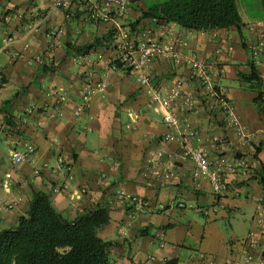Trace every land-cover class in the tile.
<instances>
[{"label":"crops","instance_id":"crops-1","mask_svg":"<svg viewBox=\"0 0 264 264\" xmlns=\"http://www.w3.org/2000/svg\"><path fill=\"white\" fill-rule=\"evenodd\" d=\"M147 7L144 0L132 2L120 22L134 29L131 22ZM259 11L264 12L262 5ZM83 12V4H77L74 17L67 19L63 11L46 15L38 0H0V229L15 226L33 194L44 191L68 218L98 204L110 208V222L98 230L100 237L113 243L109 264H232L237 260L264 264V224L256 221L264 200L259 182L264 167V112L254 103L256 92L238 75V69L250 71L248 49L264 33L254 22L264 27V15L243 16L239 10L243 40L233 27L188 30L176 22L158 24L154 18L142 19L134 29H151L163 42H181L185 55L208 61L212 84L236 112L240 125H229L223 110L212 107L213 100L188 65L159 58L148 69L156 88L165 91L183 80L185 91L195 98V109L176 110L182 121L191 122L200 132L193 146L209 149L215 158L220 152L212 137L225 135V155L232 161L246 159L248 166L228 174L227 189L216 199L209 183L196 188L190 160L174 163L173 176L162 182L144 174L148 156L162 146L161 136L170 130L163 121L164 108L149 102L148 87L141 85L135 72L110 67L111 48L93 46L85 51L86 45L104 37L109 24L88 21ZM53 29L57 34L52 37ZM256 62L264 78V51ZM88 80L93 87L89 106L77 114ZM59 95H65V101L59 102ZM239 126L251 134L250 141L237 134ZM28 144L36 147L33 160L13 164L11 152ZM175 148L174 143L167 150ZM119 194L146 199L147 211L130 218V203L120 202ZM188 209L206 221L196 215L181 216ZM248 209L253 215L246 230L242 221L239 233L230 238L219 230L218 220H229L238 211L247 215ZM254 228L260 243L250 249L242 239Z\"/></svg>","mask_w":264,"mask_h":264},{"label":"built area","instance_id":"built-area-1","mask_svg":"<svg viewBox=\"0 0 264 264\" xmlns=\"http://www.w3.org/2000/svg\"><path fill=\"white\" fill-rule=\"evenodd\" d=\"M133 0H38L40 10L46 11V15L57 14L63 11L65 17L70 19L74 6L83 4L84 10L87 12L85 19L96 23L109 24V28L105 31L104 46L105 49L111 48L114 56L109 60L108 64L112 69H118L115 63L118 61L122 66L121 69H130L135 72L138 81L143 87H148L149 102L151 104H159L164 108L163 121L169 127V132L161 136L162 146L152 151L146 162L147 167L144 174H150L154 181H163L173 176L172 167L176 162H184L190 160L193 162L192 178L196 184V188H202V183L207 182L211 185L213 193L217 198L226 191L228 186V174H235L240 169H245L248 163L245 158H236L230 160L223 152L227 145L228 139L225 135H215L212 142L215 150L219 151L217 157L213 158L211 151L203 146H193L192 140H200V132L198 128L191 122H184L176 113V110H193L196 107L195 98L184 89L183 80L177 81L168 90L156 88L152 82L148 69L154 65L159 58H167L172 60L176 65H188L195 81L206 89V93L213 100L212 107L218 106L223 110L228 119L229 125H240L236 118V112L228 99L220 89L212 84L209 63L203 59H197L187 56L182 52L181 42H163L154 36L151 29L136 30L125 28L120 22L126 15V12ZM257 26L262 29V22H257ZM112 30H111V29ZM57 30L50 31V36H55ZM160 34L163 33L160 31ZM264 51V33L261 31L260 39L254 48V54L260 55ZM99 58L103 57L101 51L97 52ZM86 56L81 57L82 62H86ZM54 64V62H53ZM92 82L88 80L86 89L83 93V103L77 107L76 113L87 109L92 93ZM104 87V85H103ZM63 88H60L62 91ZM59 91V92H60ZM65 95H59L58 101H65ZM60 107L56 106L58 110ZM237 128V127H236ZM237 134L244 138L245 142L250 141L251 134L243 127L237 128ZM176 144L174 150H167L171 144ZM36 154V147L28 144L23 150H13L10 159L13 164L18 165L33 160ZM171 163H170V160ZM10 176V174H7ZM57 191V189H55ZM120 202L130 203V218H134L137 214H143L147 211L148 202L140 196H126L119 194ZM179 206L190 207L193 205H184L178 203ZM205 210V209H204ZM209 209L207 210V212ZM257 224H264V200L260 202L256 218ZM243 243L250 249H255L260 243L258 229L254 228L247 233L242 239ZM232 264H242L240 261H234Z\"/></svg>","mask_w":264,"mask_h":264},{"label":"trees","instance_id":"trees-1","mask_svg":"<svg viewBox=\"0 0 264 264\" xmlns=\"http://www.w3.org/2000/svg\"><path fill=\"white\" fill-rule=\"evenodd\" d=\"M262 6L264 10V0ZM145 18H154L158 24L176 22L197 31L233 27L243 40L244 23L237 0H166L142 9L141 16L131 22V26L136 29ZM105 39L96 38L85 46V51L93 46H104ZM257 44L248 49L250 71L245 73L238 69V75L256 92L254 103L263 113L264 78L256 62L262 53L254 54ZM243 45L246 46L244 42ZM115 63L121 69L122 65L118 61ZM10 120L8 118V123ZM259 176L264 188V167ZM110 220V208L101 204L85 209L75 218H68L58 210L50 194L37 191L17 224L0 229V264H109V247L113 243L100 237L98 230Z\"/></svg>","mask_w":264,"mask_h":264},{"label":"rangeland","instance_id":"rangeland-1","mask_svg":"<svg viewBox=\"0 0 264 264\" xmlns=\"http://www.w3.org/2000/svg\"><path fill=\"white\" fill-rule=\"evenodd\" d=\"M144 1L149 6L152 3H158V2H162L166 0H144ZM261 5H262V0H237V6L243 16H248V15L263 16L264 12L262 13L261 11H259ZM245 211L247 212V215H244L243 213L238 211L236 213L231 214V217L229 218V220L228 219L218 220L217 225L219 226V230L225 236L230 238L234 234L239 233L238 227L241 225L240 223L241 221L243 224H246V226L244 227V230H246V228H248L251 225V222H252L251 216L253 215V210L248 209ZM185 214L196 215L197 217H201V219L204 222L206 221L205 218H203V216H201L197 211L194 212L188 209V211L181 213V216H184ZM246 218H247V222L244 223ZM229 222L231 223V225Z\"/></svg>","mask_w":264,"mask_h":264}]
</instances>
